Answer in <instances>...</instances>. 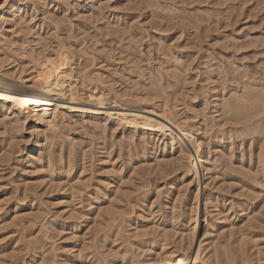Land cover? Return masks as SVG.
I'll list each match as a JSON object with an SVG mask.
<instances>
[{
	"label": "rangeland",
	"instance_id": "1",
	"mask_svg": "<svg viewBox=\"0 0 264 264\" xmlns=\"http://www.w3.org/2000/svg\"><path fill=\"white\" fill-rule=\"evenodd\" d=\"M62 47L86 105L185 127L206 176L169 132L62 109L12 139L1 116L0 264H154L191 242L200 264H264V103L244 98H264V0H0L6 69L32 77Z\"/></svg>",
	"mask_w": 264,
	"mask_h": 264
},
{
	"label": "bare ground",
	"instance_id": "2",
	"mask_svg": "<svg viewBox=\"0 0 264 264\" xmlns=\"http://www.w3.org/2000/svg\"><path fill=\"white\" fill-rule=\"evenodd\" d=\"M51 59L49 58V59H46V60H42L39 63L38 71L32 77L23 76L21 72L20 73H16V71L13 72L12 70L6 69L7 67L5 68V62H2L3 59L0 60V117L1 116L2 117L12 116L10 121L3 122L5 131H7L11 135L10 138L13 139L15 137L14 133L18 132V129L27 121L28 118L31 119V121L33 120L34 122L35 121L38 122L39 124H41V126L45 125L47 128L49 127V130L50 129L51 130L54 129V132H55L56 128L58 127V123L60 122L59 118H60V113L62 112L61 111L62 109L66 110L67 112L69 111V113H71V114H80L81 116L89 115V116H91L92 119H94L95 117L99 118L100 116H102V117H105L106 121H109V120H112V119L114 121L115 120L118 121L119 124H121L123 127H127V128H130V129H133V130H136V129L140 128L143 132H146V133L150 132L151 136L155 132H157L158 134L162 133L163 136L166 133H168V132L171 133L172 142L178 140V142H180L182 144V147H181L180 151H181V153L184 154L183 156L188 161L189 171L193 172V174L196 175V177L200 178V181H201L202 178H205V176H206L205 169H203V166L201 165L204 162L203 157L201 155V152H200L198 146L194 147L193 144L190 143V141H191L190 137L192 135L190 136V133H189L190 131L188 132L185 129V127L183 129H181L183 127V126H181V128H180L181 129L180 133H181V136L183 138L179 137L180 134L179 135L176 134V135H178V136H176L173 133L174 131L172 132L171 128L169 126L164 125V123H162V122L159 123V122L155 121L153 118H149L147 116H144L145 114L144 115L142 114V113H145V110L149 111L148 109H145L146 105H145V107H142V106L141 107L140 106H131V105H126V104L123 105V104H121L122 102L120 103L119 99H117V100L116 99L115 100L111 99L110 100V99L106 98L105 94L103 92H101V91L99 93H95L94 92V94L91 93L92 92L91 91L90 92L91 94H88L89 95V100L93 99L94 101L91 102L90 105H86L85 102H84L85 100L82 101V98H80V94H79L80 92L79 93L76 92L74 90L75 88L73 89V86H72L73 84L69 83L70 78H71L70 74L72 73V70H73V69L72 70L70 69V68H72L71 67V56H70V53H68L62 47L58 51V53L56 54V58H54V60H51ZM241 76H244V78H245L246 74L245 75H241ZM247 76H249V74ZM251 76H253V74L252 75L250 74V77H249L250 79H248V78H246V79L251 81ZM239 78H241V77H239ZM260 78L261 77H259V80H260ZM262 79H264V78H262ZM248 80L246 82L243 80L245 83L242 80L241 81L245 85H247V87L249 86V84L250 85L254 84L253 87H255V82H256V86H257L258 77L257 78L254 77V80L252 79V81L254 83H251ZM260 81H262V80H260ZM258 84H259V82H258ZM258 87H259V85H258ZM94 89H96V88H94ZM253 92H255V91H253ZM259 93L261 94L260 91H259ZM259 93L255 92L254 96L256 94L259 95ZM249 94H247V93L245 94L244 93V98H247V97L251 98L252 97V99H250V100H254L255 99L257 101H260V102L262 101L264 103L263 96L260 97V96L256 95L255 97H253L252 91H251L252 96H251V94L249 96ZM89 100L87 99V101H89ZM246 100L248 101L249 98H247ZM257 101H256V103H257ZM239 102L241 103V101H239ZM260 102L258 104H260ZM60 103H62V104H60ZM67 104H72V105H67ZM106 104H107V107L105 106ZM87 106H90V107H87ZM238 106H240V105H237L236 107H238ZM96 108H99L101 110L96 109ZM104 108H106L107 111L104 112L102 110ZM244 109H247V108H244ZM164 111L167 112V113H170L168 108H165ZM167 115H169V114H166V117H167ZM157 116H158V114H157ZM163 117L165 118V116H163ZM168 120H169V116H168ZM250 121H252V120L250 119ZM169 123H171V122H169ZM256 125H251V126L254 129V128L257 127ZM253 126H256V127H253ZM179 127L180 126H178V128ZM178 128H176V129L178 130ZM254 130H256V129H254ZM254 130H253V133L255 132ZM257 133L259 134L260 132L258 131ZM38 134H40V133H38ZM37 138L38 137H36L35 139H37ZM184 139L186 140V142L190 143V146L192 145L193 147L192 146H191V148H190V146L188 147V144L184 143V141H183ZM15 142H17V141H15ZM42 153H43V151H42ZM0 158H1V156H0ZM199 166H200V168H199ZM200 169L203 172V173L201 172L202 174L200 173ZM249 174H251V173H249ZM201 175H202V177H201ZM251 181H253V180H251ZM261 192H264V187H263V190H261ZM15 223H16V221H15ZM88 228H89V226H88ZM33 243H34V241H33ZM201 244L202 243L200 242L199 246H197V245H195L194 242H191L187 247L183 248V251L180 252V254L176 253V255L173 254V256L171 254L169 257H166L163 260L161 259L160 262H157V263H154V264H200V262H201V254H202L201 253V250H202Z\"/></svg>",
	"mask_w": 264,
	"mask_h": 264
}]
</instances>
